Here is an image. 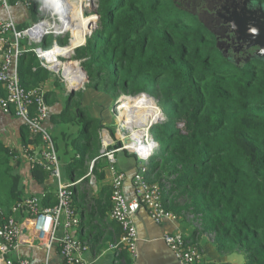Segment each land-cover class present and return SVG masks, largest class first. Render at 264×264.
Returning <instances> with one entry per match:
<instances>
[{"label":"trees","instance_id":"obj_1","mask_svg":"<svg viewBox=\"0 0 264 264\" xmlns=\"http://www.w3.org/2000/svg\"><path fill=\"white\" fill-rule=\"evenodd\" d=\"M73 1L81 9L82 1L85 10L92 2ZM29 2L38 19L43 0ZM191 2L98 0V27L90 35L98 18L89 15L90 37L74 58L82 60L90 86L108 93L112 102L140 93L158 100L166 119L151 128L159 147L148 180L164 188L171 184L166 197L178 196L171 208L184 201L200 227L213 231L221 254H241L245 264H264V57L256 55L258 46L237 51L223 45L200 13L187 6ZM68 10L73 20L82 18L77 11L72 16L70 3ZM72 31L74 46L83 41L84 27ZM19 72L28 88L46 80V69L33 51L21 56ZM84 111L80 109L81 116ZM95 121L89 118L84 124L86 133ZM30 134L23 132L26 146L40 139ZM95 134L89 138L100 140ZM93 148L89 144L86 152ZM16 153L0 140V206L8 215L26 197ZM32 171L38 182L50 175L42 167Z\"/></svg>","mask_w":264,"mask_h":264},{"label":"crops","instance_id":"obj_2","mask_svg":"<svg viewBox=\"0 0 264 264\" xmlns=\"http://www.w3.org/2000/svg\"><path fill=\"white\" fill-rule=\"evenodd\" d=\"M10 10L7 11L0 4V21L13 19L19 26L30 25L34 11L29 0H9ZM65 48V47H61ZM47 102L49 106V117L45 125L51 131L62 167V177L65 182L77 183L76 195L73 206L80 218V224L76 228L77 236L87 244L88 248L84 253L85 259L91 264H169L174 262L175 252L164 241L167 232L181 231L186 238L198 245L203 251V260L200 264L229 262L230 264H243L238 262V255L226 256L220 253L214 243L213 231L202 229L198 223V217L194 213L185 210V204L180 203L182 212L172 209V204L177 203V194H169L167 207L177 214L176 220H168L163 223H156L149 214L146 207L142 206L136 212L134 221L138 230L139 241L136 254L133 255L125 246L117 244L122 236L123 229L120 223L113 220L111 210L113 202L111 199L112 185L109 161L101 155L104 149L102 134L108 128L113 142L112 149H116L118 142L124 137H117L112 133L116 118L111 113L110 105L112 98L108 93L96 90L92 86L84 84L83 92L75 102V98L69 103L67 96L68 89L62 88L63 80L55 78L53 72L46 70ZM62 84H61V83ZM1 88V85H0ZM78 92L76 96H78ZM75 96V97H76ZM77 99V97H76ZM73 111L65 110L68 107ZM80 109H84V115H80ZM91 117L99 120V138H89L83 128L85 118ZM119 120V119H118ZM27 131L31 137L30 130L22 118L15 114H6L0 109V140L18 153L24 149L23 132ZM96 132V133H97ZM108 134V133H107ZM96 135V134H94ZM130 136V135H129ZM126 137H128L126 135ZM115 142V145L113 143ZM34 151L41 150V141L31 143ZM93 145V150L86 152L87 146ZM100 144V145H99ZM123 144V142H122ZM117 167L126 173L124 191L128 199L132 200L137 196L135 175L140 167L141 160L136 154L126 150H117ZM95 160L97 171L96 181L90 184L89 167ZM104 166V169H102ZM22 176L25 195H36L42 202L53 206L57 202L58 183L49 175L44 182H38L34 176L30 162L23 157L18 169ZM155 176V175H152ZM166 185V184H165ZM163 187V186H162ZM164 188V187H163ZM164 198L168 195L167 188H164ZM15 218L22 227L16 246L9 251L8 256L28 257L31 264H66L61 254L60 245L55 243L51 248L42 245L34 230L32 223L25 212H14ZM10 215V216H11ZM6 216H9L6 214ZM3 216L0 217V225ZM192 225L194 229L191 228ZM202 229V230H201ZM187 233V235L185 234ZM63 233L60 229L59 234ZM0 243L2 240L0 239Z\"/></svg>","mask_w":264,"mask_h":264},{"label":"built area","instance_id":"obj_3","mask_svg":"<svg viewBox=\"0 0 264 264\" xmlns=\"http://www.w3.org/2000/svg\"><path fill=\"white\" fill-rule=\"evenodd\" d=\"M0 4L7 11L10 10L11 5L9 0H0ZM28 5H31L30 2H28ZM44 8L50 12L49 15L41 14ZM37 16L38 20L25 28H21L13 19L0 21V109L6 114H15L17 117L22 118L30 132L40 137V151H34L32 144L25 145L21 152H17L14 155V159L22 160L25 157L30 162L32 169L42 167L48 171L50 176L55 178L58 183L57 202L53 206H46L38 196L30 195L17 202L13 206V212L24 210L30 218L32 229L42 245L51 248L55 243H58L66 264H91L84 257L88 246L76 234L80 218L73 206V201L76 195L75 187L81 180L73 183L63 180L56 143L51 131L45 125L49 117L46 86L44 83H40L34 87H25L22 84L19 72V60L21 56L25 52L33 51L43 68L60 73L63 75L62 80L68 84L69 81L65 75L66 62L68 61H64L65 56L57 55L55 61H52L49 58V53L57 46H69L72 38H70L69 44L61 45L55 41L50 47L45 48L43 45L46 44L47 37L50 34L58 37L64 36L67 33L72 34V32L68 28V21L62 20L60 14L56 13L51 0H43ZM55 24L60 25L59 30L55 29ZM25 40L27 44L24 43ZM72 54H76V51H73ZM70 57L66 58L69 59ZM55 62H59L61 66L58 67V65L54 64ZM77 62L80 63L79 61ZM79 65L81 66V64ZM142 94L156 100L148 93L121 95L114 101L115 109L119 112L118 107L123 98L136 97ZM162 111L161 113L163 114ZM165 119L166 115H163L158 121H164ZM107 133L109 137L111 136L107 130L102 134L104 149L101 155L108 159L109 170L112 176L111 199L113 207L111 217L120 223L123 229L121 239L115 245L116 247L118 245L125 246L135 255L139 236L134 216L140 207H146L156 223L176 220L177 214L166 207L164 201L165 189L162 185L157 181H149L147 178L151 157L159 147V143L152 132L151 134L149 133L146 139H143L146 148H142L141 150H131L127 146V142L124 143L125 139L120 141L121 143L123 142L121 147L112 149L110 143L113 140L110 138L111 141L109 143L105 142ZM128 133L130 132H127L126 135L132 137L131 133ZM113 145H115V142ZM117 150L133 152L141 160L140 167L135 175L137 196L132 200L127 198L124 191L126 173L117 167L115 154ZM88 176L90 184H94L96 181L95 160L90 163ZM166 188L167 190L170 189L171 184H166ZM0 214L3 216V222L0 225V239L2 240V243H0V264H31V260L28 257L18 256L17 258H12L8 256L9 251L16 246L22 227L14 215L6 216L1 206ZM60 229L63 231L61 235L59 234ZM164 241L175 252L181 264H196L203 260L204 254L200 247L193 244L181 231L165 233Z\"/></svg>","mask_w":264,"mask_h":264},{"label":"bare ground","instance_id":"obj_4","mask_svg":"<svg viewBox=\"0 0 264 264\" xmlns=\"http://www.w3.org/2000/svg\"><path fill=\"white\" fill-rule=\"evenodd\" d=\"M51 2L53 3V8L56 13L60 14L61 19L68 21V28L71 30L75 29L77 27V23H74L71 20L70 12L68 10L69 3L71 5L72 3L70 1L68 2V0H51ZM80 3L83 9V15H85V6L82 1H80ZM91 20L92 16H87V20L84 23L83 41L76 42L74 46L73 44H70L72 46V52L65 57H70L77 46L85 43L88 30L87 24ZM54 27L56 30L60 29L59 24H55ZM65 50L69 53L70 46H66L64 49L57 46L51 53H49V58L52 61H55L57 55H62ZM66 63H68V65L65 67V75L70 83V87H78L84 82L82 80L83 78L81 73L83 69L80 67L78 62L76 63V61L74 64H77L80 68L71 66L73 65L72 61H68ZM54 64L58 65V67L61 66L59 62H55ZM83 73L85 74L84 71ZM124 99H126L127 102H121L120 104L122 112L118 116V119L121 122L118 136L120 138L124 137V139L127 140L126 144L131 150H141L142 148H146L144 146L143 139L148 137L150 125L157 122L163 114L161 113L156 101L151 97L148 98L145 94L144 96L125 97ZM127 132H130L132 137H126ZM148 140L151 141L150 138H148ZM110 141L111 139L109 138V135L106 134L105 142L109 143ZM151 146L153 145L151 144Z\"/></svg>","mask_w":264,"mask_h":264},{"label":"water","instance_id":"obj_5","mask_svg":"<svg viewBox=\"0 0 264 264\" xmlns=\"http://www.w3.org/2000/svg\"><path fill=\"white\" fill-rule=\"evenodd\" d=\"M253 3H259V6L253 8L250 7ZM223 8L225 9V13L221 15L223 16V25H220L221 23L219 22L218 27H215L214 29L209 27L210 30L219 36L231 38L230 34H220V31L226 28L230 31V33H234V38L231 39L233 40V45L237 51L247 50L251 47L258 46L259 50H257L256 55L264 57V1L259 2L258 0H229L227 5L223 6ZM96 15L98 18L97 20L99 21L100 14ZM91 34H93V30ZM86 42L87 37L85 43L77 46L74 51L83 47ZM80 67L86 74V79L81 85H79L78 87H70V83L67 84L66 82H63V86L68 89L67 96L69 98V103L75 98L77 90L82 89L84 84L90 81V77L86 69L83 66ZM163 115H165L164 112ZM89 118L91 117L89 116L88 120ZM158 123L159 121L153 123L152 125H150V127ZM82 124L84 126V122ZM126 142L127 140H124V143ZM121 145L122 143L118 142L116 147H121ZM175 257L176 259H174V262L171 261L169 264H181L176 254Z\"/></svg>","mask_w":264,"mask_h":264},{"label":"rangeland","instance_id":"obj_6","mask_svg":"<svg viewBox=\"0 0 264 264\" xmlns=\"http://www.w3.org/2000/svg\"><path fill=\"white\" fill-rule=\"evenodd\" d=\"M71 2L72 3V16H73V12L74 11H77V12H79L81 15H82V18H75L74 20L72 19V17H71V19H72V21L74 22V23H77V25L78 26H80V27H84V23L86 22V18H85V16L87 17V16H89V15H93V14H98L97 12H98V7H99V3H98V0H92V2H91V6L90 7H87L86 8V10H85V15H83V10L81 9V8H77V7H74V5H73V3H74V1L73 0H68V2ZM41 14H46V15H49L50 14V12L46 9V8H44L42 11H41ZM76 14V13H75ZM38 19L35 17V15H33V13H32V18H31V21L29 22V24H33V23H35L36 21H37ZM96 26H94L93 28H91V32H92V30H93V32L97 29V27H98V20H97V22H96ZM71 32H72V34L70 33H67L66 35H64V36H58V37H56L55 35H53V34H50V35H48V37H47V44H44L43 46L45 47V48H47V47H50V46H52L54 43H55V41H57L59 44H61V45H63V44H69L70 43V38H72V40L74 39V32L71 30ZM90 35H92V34H90ZM90 35H88L87 36V39H88V37H90ZM24 43L25 44H27V41L25 40L24 41ZM72 44V43H71ZM65 54V55H64ZM69 53L65 50V52L62 54V55H64V56H66V55H68ZM75 54H72V56L68 59V58H64V61H72L73 63H75V61H76V63H77V61H79L80 62V64H81V66H82V60H76L75 58ZM50 72H53V71H50ZM53 75L55 76V78H58L59 80H62V78H63V75H61L60 73H56V72H53ZM82 78H83V76H82ZM86 79V76H85V78H84V80ZM83 80V79H82ZM83 80V81H84ZM90 82V81H89ZM61 83V82H60ZM82 83V82H81ZM62 84V83H61ZM87 84V83H86ZM88 86H90V83H88L87 84ZM62 86V88L64 87L63 86V84L61 85ZM77 92L79 93L78 94V96H76L77 97V99H76V97H75V102H77L78 101V99H79V96H81L80 94L83 92V89H79V90H77ZM76 92V93H77ZM140 96H144V94H142V95H140ZM149 98V97H148ZM156 101V103H157V105L159 106V103H158V100L156 99L155 100ZM121 102H127V100L126 99H124L123 98V100L121 101ZM110 107H111V109H113L112 111H111V113L114 115V117L116 118V123L114 124V126L113 127H115V135L118 137V130H119V125H120V121L118 120V116H119V114L122 112V109L120 108V106L118 107V110H119V112L115 109V102H111V105H110ZM160 107V106H159ZM161 109V108H160ZM88 121V117L87 118H85V120H84V124L86 123ZM161 121H163V120H160L159 122H161ZM99 126H100V122H99V120H97V121H95L94 123H93V125H92V127H91V129H90V131H91V133L92 134H95L97 131H98V129H99ZM84 127V126H83ZM106 130L107 131H109L110 133H111V131L108 129V128H106ZM149 133L151 134V128H150V131H149ZM128 134H130V133H128ZM166 196H165V198H164V200H166ZM191 228H193L194 229V226L192 225V227ZM203 229H205V227H203ZM202 230V229H201ZM208 231H210V230H208ZM185 234L187 235V233L185 232ZM235 255H238L237 257H238V262L239 263H241V262H243V264H245V257L243 256V255H241V254H235Z\"/></svg>","mask_w":264,"mask_h":264},{"label":"flooded vegetation","instance_id":"obj_7","mask_svg":"<svg viewBox=\"0 0 264 264\" xmlns=\"http://www.w3.org/2000/svg\"><path fill=\"white\" fill-rule=\"evenodd\" d=\"M258 1L263 2L262 0ZM228 2L229 0H192V4L189 3L187 6L192 7L194 11H198L200 13L201 19L207 23L209 27L214 29L215 27L219 26V22L221 23L220 25H223V16L221 15L225 13L223 6L227 5ZM258 4L259 3H253L250 7H257L259 6ZM227 30L228 29L226 28L222 29L220 34H230L231 38H234V33H230V31ZM231 38L220 36V39L225 46L233 45V40Z\"/></svg>","mask_w":264,"mask_h":264}]
</instances>
